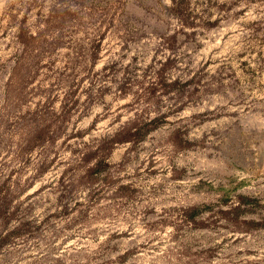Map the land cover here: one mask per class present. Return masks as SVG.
<instances>
[{"label":"rangeland","instance_id":"obj_1","mask_svg":"<svg viewBox=\"0 0 264 264\" xmlns=\"http://www.w3.org/2000/svg\"><path fill=\"white\" fill-rule=\"evenodd\" d=\"M0 264H264V0H0Z\"/></svg>","mask_w":264,"mask_h":264}]
</instances>
